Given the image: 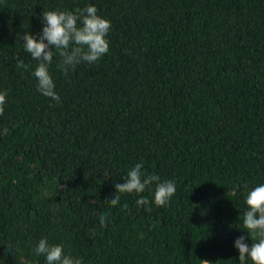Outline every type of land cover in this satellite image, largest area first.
Instances as JSON below:
<instances>
[{"label":"trees","instance_id":"obj_1","mask_svg":"<svg viewBox=\"0 0 264 264\" xmlns=\"http://www.w3.org/2000/svg\"><path fill=\"white\" fill-rule=\"evenodd\" d=\"M89 5L111 22L109 50L67 75L54 54L57 102L22 37L39 39L44 11ZM0 92V264H46L42 238L82 264H240L234 241L255 242L243 218L264 184V0H0ZM140 162L175 182L167 205H137L155 183L115 193Z\"/></svg>","mask_w":264,"mask_h":264},{"label":"clouds","instance_id":"obj_2","mask_svg":"<svg viewBox=\"0 0 264 264\" xmlns=\"http://www.w3.org/2000/svg\"><path fill=\"white\" fill-rule=\"evenodd\" d=\"M42 21L44 26L39 39L25 32L22 37L23 47L32 59L38 61L33 72L37 80V91L59 102L60 97L55 92V84L48 71L54 54H58L61 58L59 66L65 75L81 63H96L109 50L106 36L111 29V22L97 14L95 5L83 9L77 8L74 11H44ZM16 66H25L19 57ZM6 96L7 92H0V116L4 113ZM142 168V162L131 167L124 182L115 184V193L139 194L155 183L152 201L147 197H141L136 201L137 205L147 206L151 203L158 207L167 205L175 194V182L171 180L161 182L158 176L145 174ZM119 200L120 196L114 195L107 202L111 206H116ZM245 203L248 210L243 218V227L248 234L247 238L251 241L254 239L255 242L249 246L245 242L246 237L241 235L234 241V247L239 252L240 264H245L246 259L252 264H264V184L248 191ZM99 222L102 226H106V213L101 214ZM34 251L37 255L46 258V264H82V258L65 254L63 245H50L46 238L38 241ZM201 261L202 264H209L207 260Z\"/></svg>","mask_w":264,"mask_h":264}]
</instances>
